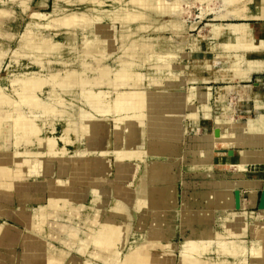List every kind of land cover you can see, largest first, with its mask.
I'll list each match as a JSON object with an SVG mask.
<instances>
[{
    "label": "bare ground",
    "instance_id": "bare-ground-1",
    "mask_svg": "<svg viewBox=\"0 0 264 264\" xmlns=\"http://www.w3.org/2000/svg\"><path fill=\"white\" fill-rule=\"evenodd\" d=\"M1 1L2 0H0V2ZM205 1L207 2V0ZM210 1L211 0H209V2ZM243 1L244 0H233V2L239 3ZM128 4H130L129 6L132 8L131 11L125 9L116 13L99 12L97 15L83 12L82 14H64L59 17L58 14H55V18L48 19V16L34 13L32 14L33 16L31 15L30 17L40 23H29V28L25 31L24 38L22 39L23 47L20 48L21 50L16 52L13 51L14 60L17 62H21L20 59H27L36 65L43 64L47 60L49 61L48 63H50V68L45 70V72L48 71L49 74L48 76H44L43 84L44 91L45 89H48L47 91L50 92L48 95L50 103H45L44 105L41 102L42 100L38 98L37 101L32 103L34 106L26 105L25 109L26 112L29 113L28 115L39 119V116L33 113L34 110L39 114L47 113L51 114V116L54 113H59L61 115L60 112H63L65 115L61 116L62 118H57V120H45V123L50 125V133L52 134V137L50 136L47 140L41 133L43 131L42 126H38L34 130L31 123H28V121L18 120V117L15 119L12 116L19 111L18 101L28 99L27 95L30 93L29 91H36L38 86L26 85L23 88V91L27 93L26 95L25 93L20 94V97L17 99L18 101L16 99L14 100L13 97L6 92V88L0 87V191L3 189L9 191L12 190L15 186V181L18 183L20 179L24 177V174H26L24 170H26L27 161L25 159L27 156L36 157L37 155H40L42 157H48L55 153L57 156L62 157V161L60 160L59 162L61 163L60 173L62 174L63 171H65L61 169L62 167L67 165V167H69V170L67 171H69L70 174H67V178L51 182V184H53V186H51V203H49L47 208L38 211L34 215V231L40 235H42L43 227L49 219H58L49 216L48 211L53 209H65L66 207H64V205H70V202L74 198L83 199L84 195H82V192H84L85 189L86 192H96V194H99V192H101L100 183H104L102 179L99 180L93 177L92 172L94 167L92 161H87L79 168H71L69 166L71 163L75 164L77 161L88 155L94 156L90 148H83L79 149L78 152L69 153L66 147H59V141L68 145L74 144L80 138L84 142L85 139L97 136L99 125H97L96 122L98 123L101 119L104 121L111 120L114 125L115 135H118L120 138L122 137L119 141L117 140L115 142L113 154L116 160L118 162H124L126 159H135L141 161L142 164L144 163L145 167V179L142 180L141 184L138 186L139 188L134 191V193L138 194L135 197L137 203L134 207H136V209H132L137 213H145V211L149 210L159 211L166 209L171 203L173 204L175 202L177 182L175 179L173 164L171 162L178 161L177 157L179 156L177 155L180 154L179 148L181 147L173 146L177 145V142H180V137L186 131L185 127L184 132L182 130L181 120L183 115H185L184 107L186 103L192 99L191 94H188L187 92H199L197 96L198 105H200L198 107L199 114H202L204 117H208L209 114H211L212 106L207 103V95L204 91V87H189L184 91L186 94L183 93L181 88L179 90L167 89L163 88L164 85H161L162 87L159 86L157 88L152 87L151 89H148L145 85V76L140 72V70L145 67V64H148V62L150 63V61L156 63L154 65L159 68L161 74L165 73L166 69H168L170 73L173 72L171 65H173L174 60V47L169 48L168 51L157 52L156 48L151 44L145 43L146 41H132V38L139 33L164 31L167 29L164 25H161L158 29L148 28L145 23V17L141 14L143 11L145 12V9H150L155 12L160 9L174 11L175 5L168 4L169 7L165 8L164 3L161 2V0H146V2L145 0H130ZM26 5H24V9L26 8ZM141 8H144V10ZM245 9H239V14L242 15L245 20L259 19V17L262 16L253 18L247 15V10ZM5 14L10 13L8 11L6 13L5 10L0 9V19L1 16ZM171 14L174 15V13ZM216 18L222 21H225L226 19L225 16L221 15H217ZM95 20L98 22L105 20L117 22L121 23L123 27L127 24L138 22V28L133 29L135 32H131L129 35H125V33L121 34L120 47L118 48H115L117 39L114 38L113 35L108 36L106 34L101 37L94 32L95 35L92 39L84 36L81 50L79 51L81 63H64L62 64L61 69H58L59 72L55 73V71H51L52 65L55 67V63L59 64L61 62H58L59 60L53 62L47 58L49 57L53 59L56 54L62 53L63 46H53L48 39L43 38L41 35L37 36L35 34L34 37L32 28L38 27L46 30L52 28L74 29L76 27H81V30L93 29L94 31V26L92 24ZM171 24L173 27L169 29H172L171 32L173 33L183 31L185 28V26L174 23ZM113 26H107L105 29L108 30L109 27L114 28ZM211 29V41L214 40L216 36L219 37L218 35L226 29H229L238 38L235 45H229L226 48L227 51L219 54L217 57L223 58L232 64L233 69L230 70L236 77L240 76L241 78H244L245 76H248V73H253V71L257 69L259 63L246 59V54L254 52L260 47H264L263 33H259L254 29H249L248 24L238 23L212 25ZM0 36L2 35L0 34ZM212 44L215 48V43ZM4 48L5 47L0 46V53ZM115 51L118 52L116 53L118 55L116 59L115 56L117 55L114 57L110 55L111 52ZM111 58L113 59L112 65L108 63ZM245 66L249 67V69H245ZM5 67L7 68L8 65L3 64L2 71ZM171 76L172 74L167 76L169 79L168 81H172V79H170ZM155 80L158 81L156 83H159V81L164 79L161 77ZM98 113L101 116L98 117ZM22 122H26L23 124L28 127L18 125ZM43 124L44 123L41 125ZM57 124H59L62 129L61 133H63L60 138H56L53 135L58 127H56ZM138 124L146 130L150 145L147 147L146 151L147 156H149L148 160L150 159L147 170V157L144 159L145 157H143L142 154L136 150L134 151L133 147H130L132 145L131 140L135 136V130L133 127ZM215 124L218 129L215 127L216 131L214 137H216V140L218 139L223 142L227 148H229L228 146L232 143V137L223 136L222 133L220 135L224 122L217 118ZM245 126L243 136L249 140L248 144L254 147L256 141H260L259 138L264 134L257 135L259 134V131H254L246 124ZM262 126H264V122ZM128 127L132 128L125 133ZM261 128L264 129V127ZM24 130L25 134L23 132ZM32 130L34 132H32ZM8 142H10L12 151L17 149H22V151L37 150L39 153H6L4 148L8 145ZM120 145L123 146V149L117 148ZM250 148L251 147H248L246 150H249ZM43 149L44 151L42 152L41 150ZM58 151H60V153H58ZM259 151V154L255 155L257 161L264 159L262 151ZM157 152L160 153L157 155ZM174 158H177V160H173ZM180 158L182 159V157ZM6 159L8 160V164L12 166L11 170H6ZM104 169H106V166ZM81 180L86 181V183L82 184ZM169 180H172L173 183H164ZM243 185L244 188H254V186L256 187L259 183L248 181L244 182ZM203 186L206 187V184L203 183ZM203 186L202 188H199L201 190L196 193L199 202L190 204L184 203L183 205L180 206L179 204L178 206V214H182L181 218L184 222L189 224L196 223L201 227L206 223V220L208 219L207 215H210V213L206 212L210 208L213 206L226 208L232 203L235 204V200L231 193L225 192V185L223 182L215 183L212 188L207 187V189H205ZM71 204H73V201ZM120 206H123L124 208L119 209L117 207L114 211H103L101 214L102 218L97 235L89 237L90 242L88 244L86 243V249L84 247L82 250V252L87 255V251L91 248L90 245L92 244L95 246V249L88 255L89 258L88 262H85L86 264H161L163 262H165L164 264H177V262L178 264H236L238 257H240L239 254L234 251L237 247L235 243L228 246L220 243L217 247L215 241L219 240L223 242L228 240L230 242L232 239L241 238L246 235L247 225L242 227V233L240 230L239 232H233L231 228L226 227L224 233H217V235H215V239L211 238L212 236L209 237L205 232V239H197L196 235L194 237H185V243L180 247L171 244V240L168 241V239L165 241H156L155 239H158L163 232L159 229L154 231L153 234H150L151 238H154V240H139L140 243L134 245L126 253V249H128L129 245H132L131 237H134L135 239L136 233L131 232L132 224L130 223V220L125 217V211L127 210L125 208L126 206ZM193 207L198 208L197 213H199V217L197 218V222H195V219L190 216V213H196L195 211H191L194 210L192 209ZM78 210L80 212L83 208H79ZM51 212L57 213L56 211ZM110 215H112V218H110ZM30 220L33 221V217ZM69 225L70 224L68 223L65 227L69 228ZM205 230L207 231V229ZM174 234V232H171V235ZM260 236L262 240L254 246L252 252L254 256L252 264H264V230H262ZM74 239L75 237L70 239L71 243L75 241ZM220 247L223 249H220ZM177 249H179V251H177ZM25 250L27 252L23 261L25 264H45L44 261H34L37 259V254H33L34 252L30 246L27 248L26 245ZM123 251L124 253L122 254ZM157 251H165L166 255L163 254L160 256L157 254ZM176 252L178 257L176 256ZM214 252L218 254L217 260H213L210 257ZM174 257H176V260H173ZM57 259L60 258H56L55 261L52 260L46 264H67L66 262L68 260ZM68 264H76V261L69 262Z\"/></svg>",
    "mask_w": 264,
    "mask_h": 264
},
{
    "label": "crops",
    "instance_id": "crops-1",
    "mask_svg": "<svg viewBox=\"0 0 264 264\" xmlns=\"http://www.w3.org/2000/svg\"><path fill=\"white\" fill-rule=\"evenodd\" d=\"M224 1L227 3L224 5V7L226 8V11L225 13L220 14V15L226 17L225 21L232 20L230 18L244 19L243 16L239 14V9L242 6L239 8H234V6L238 4L239 2H233V0H224ZM260 4L262 7H264V0H260ZM263 12H264V8L261 10V12L258 15H250L249 12H247V15L255 18L261 15L263 16L264 15ZM262 16L259 17V19H256L259 21V25L264 24V16L263 17ZM136 27L137 25L135 26V28ZM254 30L256 31V29ZM149 32L139 33L137 34L136 37H138V35L147 34ZM257 32H259V29H257ZM261 33L264 34V32L262 31ZM218 36L219 37L216 36V38L213 40V43H215V48L213 47L212 43H210V45L208 46L207 45L208 43H206L207 41L205 42L203 41L204 46L201 43L202 45L201 47L193 48V50L190 51L191 55H193V59L192 58L191 60L189 59L187 63H184V61L182 60L183 58L181 56V49H180V46L177 45L179 49H176L175 52L179 53L177 54L179 55L178 56L179 59H177L173 63V72H172V76L170 77L172 81H168L169 79L167 75L161 74L159 68L156 65H154L156 63L148 62V64H145V67L142 68L140 72L144 74L145 76L146 88L151 89L152 87L157 88L161 85H164L163 88L179 90L180 88L182 89L183 87H190L191 84L198 86V85H202L203 83H208L211 81L213 82L225 81V82H235V83H239L240 81H242V78L240 76L239 77L235 76V74L231 71L233 68H231L230 66L222 65L218 67L219 65H217L218 63H216L217 61L215 60L212 61L210 59L208 60L206 58V56L210 54L214 55V57H218L219 54L225 53L227 51L226 48L229 45H235L238 41V38L230 30L229 32H222ZM205 40H210V37L205 38ZM168 49L156 48V51L157 52L168 51ZM251 53L252 52L246 54V59H248V56ZM202 56H205V57H202ZM179 61L180 63H176ZM254 62L259 63L257 69L254 70V71H257L260 68L259 66L261 62L259 61H254ZM13 64L15 66L11 68L15 69L17 66L21 64V62H17L13 60ZM34 74H35V77L24 78V80L22 81L21 80L19 81L17 79L16 80L12 79L10 80L8 87L11 89V93H9L10 96H12L14 100L15 99L17 100L20 97V94L25 93L26 95L27 92L23 91V88L26 85H31L35 87L38 86L36 91L34 90L29 91L30 93L27 95L28 99L21 100V101L17 100L19 104V108H18L19 111L15 113L14 115H12L15 119L16 117H18L17 118L18 120L28 121V123H31V126L35 130V128H37L38 126H41V124L43 123L40 121L41 117H43L44 120H48V119L57 120V118H62L61 116H65V115L63 112H60L61 115L59 113H54L51 116V114H47V113L39 114L35 112V110L33 113L39 116V119L34 118V116L31 117L28 115L29 113H27L25 109L26 105L34 106L32 105V103L34 101H37L38 98L42 100L41 102L44 105L45 103L46 104L50 103L49 98H46V99L43 98V92H45L44 87H43L45 71H39ZM161 77L164 80L159 81V83H156L158 81L155 79H158ZM0 87L3 88L1 84H0ZM4 88L7 89V87H4ZM209 88L204 87V91L207 95L206 99H207L208 104H210V101L213 98L212 93H211L212 89L210 90ZM183 93L186 94V92H183ZM187 93L191 94L192 99H190L184 107V113L187 114L188 112L187 120L181 121L182 130L184 132V127H185L186 131L180 137V142H177L178 144L173 146V147H182V149L179 150L180 154L177 155L179 156L177 157L178 162L174 161L172 163L173 170L175 171V179L177 182L176 184L177 189H176L175 202H174L176 204L171 203L170 206H168L164 210H159V211L149 210V211H145V213H137L135 210L131 208L133 206L128 205L127 202L131 203L133 201V196H134L133 191L139 188L138 186L141 184L142 180L145 179L144 163L142 164L141 161H137L135 159H126L124 160V162H120V161L118 162L116 160L113 154V151L115 149V142L117 140L119 141L122 137L120 138L118 135H115L114 125L112 124L111 120L104 121L101 119L98 121V123L96 122V124L99 125L97 136L91 137L89 139H85L84 142H79L80 143L79 147H77V152L79 149L90 148L94 156L88 155L83 158L84 160L80 159L75 164L71 163V165H69L71 168H79L81 165H83L87 161L88 162L92 161L93 167H94L93 172H92L93 177L99 180L102 179V181H104V183L102 182H101L102 184L100 183V190L103 193L102 194H100V192L99 194H96V192L88 193L87 194L88 197L83 199L84 203L82 205H86L87 208L91 209V211L93 212L97 210V207L102 208V210L104 211H107L109 208H112L115 205H125L126 206L125 208L127 209L125 211V217H127L128 220H130V223L132 224L131 232L135 233L137 232L136 230H138L139 227H143L141 228L142 231L147 230L148 236H149V238H145V240H154V238H151L150 234H153L154 231H157L159 229L163 231L160 237L165 232H169V235L172 236V238L182 237L184 240L187 233H188L187 236L194 237L196 235L197 239H201V238L205 239L206 234L209 237L212 236L211 238H213L215 237V235H217V233H224V230L226 229V227L231 228L233 232H239V230L241 232V229L244 225H247L246 231H248L247 232L249 234L248 239H250L249 236L251 232V226L254 224L257 226L259 223L262 224V222L260 221L264 217V211H259L258 213H254L255 212L254 210L258 208L260 204L261 194H262V191L264 190V181L261 179H255V180L247 179L245 178L246 177L245 173L243 172L241 173L240 171H237V170L244 169L248 165L255 164V163H261L264 161V159H262L261 161H257L255 157L256 154H259L260 152L259 150H261L264 155V138H261V137H264V135L260 137L262 141L259 138L260 141H256V143L254 144V147H252L248 144L249 140L243 136L242 131L234 130V129H237V127L231 128L230 131L228 129H225V130L222 129V131L219 130L220 135L222 133L223 136L225 135L226 137H232V143L230 144V146H228L229 148H227V146L223 142H221L218 139L216 140V137H214L215 131L216 129H218L216 127L215 122L210 127H208L207 122H206L207 117H204L202 115H200L202 117L197 116V114H199V108L197 106L198 105L197 96L199 92L191 91ZM258 98L259 96H257V105H256L257 108L264 109V106H261V104H258V103H262V101L260 102ZM219 103H223V100H219ZM225 109L226 108H224L223 110ZM258 109L257 111H259ZM57 114L59 115L56 116ZM99 116L101 115L98 113V117ZM263 122H264V115L261 112L257 116L256 120H249L246 123V125L251 127L254 131H259V134L257 135H262L264 134V129L261 128V127H264L262 126ZM23 123H26V122H22L18 125L24 127L25 125ZM232 126L233 125L231 124V127ZM25 127H28V126H25ZM131 128L132 127H128L125 133H127ZM133 128L135 130V136L131 140L132 145L130 147H133L134 148L133 150H136L137 152L142 154V156L145 157L144 159H146L147 157V160H148L149 156H147L146 151H147V147H149L150 145L148 142L146 130L144 129V127H142L139 124L135 125ZM23 132L25 134V130ZM32 132L34 131L32 130ZM24 134L23 136L25 137ZM122 147L123 146L120 145L117 148L123 149ZM208 147H211V148H208ZM248 147H251V148L249 150H246ZM15 151H20L23 154L27 153V151L24 152L20 149L19 150L17 149ZM41 151L43 152L44 149ZM34 152H36V150L32 151L33 154ZM102 152H107V155L102 156L100 154ZM180 157H182L181 161H180ZM34 158L36 157L27 156V159H34ZM51 158L49 157V159ZM54 158L56 160L55 166L52 168L50 166V168L46 170V172H51L50 175L48 176L46 175L44 177L45 179H48L47 184L43 185L42 188L38 186H34V185H29V187L25 186L21 188V190L17 193L18 196L25 195L26 191H28V194L32 193L33 197L41 195V198L34 199V201H37V202L34 203L33 206L31 205L28 207L25 205V203H24V206H21V207L14 206L16 205L15 199L11 201L9 205L8 201L3 199V195H2L3 192H0V209H2V215L0 214V218L3 219L2 221H0V250L12 251L15 249H19L23 247V245H25V242H26L25 237H26V234H28V232L26 231L32 232L34 231V228H35L34 227L35 226L34 225V215L38 211L47 208L49 203H51L50 202L52 200L51 186H53L51 182L59 181L60 178L65 179L67 178V174H70V172L67 171L68 165L61 168L62 170L66 171V172L63 171L65 175L63 173L61 174L60 173L61 163L59 162L60 160L62 161V157L56 156ZM177 158H174L173 160H177ZM44 159H41V160L43 161ZM39 162H40V159L39 161L37 160L28 161L26 162L27 165L25 169H27V167L29 166H32L33 168H37V170L35 169V171H33L34 173H40L41 175H43L46 168L43 167L45 165H41L42 167H40L39 164L37 165L38 166L37 167L36 163H39ZM105 166H106V169H104ZM56 167L57 169H55ZM233 169H237V170L235 171ZM24 171L26 172V174H24V177H22V180L25 179L27 174L28 175L30 174V173H27V170H24ZM248 181L249 182L252 181V183L254 182L259 183V185H256V187L254 186V188H249V187L244 188L243 183L248 182ZM217 182L224 183L225 192L231 193L234 200H235V195H234L235 191L238 190L241 192V211L238 212L235 208V204L233 203L227 206L226 208L213 206L208 211H206L207 213H210V215H207L208 221L205 223L206 226L204 225L201 227V226H198L196 223L189 224L187 222H184L181 218L182 214H178L179 204L181 206L184 203L190 204V203L199 202V198L196 193L201 190L199 188H202L203 183L206 184V187L203 186V188L207 189V187L212 188ZM81 183L85 184L86 181L81 180ZM103 190L105 191V194ZM89 195L91 196L93 195L96 197L101 195L102 201L101 202L96 201L94 197L91 198L89 197ZM115 197L117 198V201ZM103 198L107 199V204L103 203ZM20 199H24V198H20ZM23 201L24 200H21L22 203ZM71 202H70V205L69 204H66V206L64 205V207H66L65 209H60V210L53 209V210L48 211V215L51 217H56V216L61 217V215H57L56 213H52L51 211H56L57 213H66L68 211H71L73 208V205L71 204ZM7 205L10 208L9 210L4 209V207H7ZM84 208L89 211V209H87L86 207ZM78 209L79 208L74 209V210H78ZM134 209H136V207H134ZM192 209L194 210H191V211H195L197 213V210H198L197 207L195 208L193 207ZM252 211L254 212L252 213ZM196 213H193V214L195 215ZM67 215L68 214L62 215V217L67 216ZM32 217H33V221L30 220L32 219ZM110 218H112V215H110ZM245 218L247 221H245ZM51 219H54V218H51ZM60 220L62 221V223H60V225L58 224L57 226L60 228V230L63 231L66 228L65 226L68 223L67 221H64L62 219ZM2 223H5V225H3ZM80 228H82L83 231L86 230L87 224L84 223V221H82ZM205 229H207V231ZM219 231H222V232H219ZM171 232H174L175 234L171 235ZM94 234H95L94 236L97 235L96 233ZM37 235L42 236L38 233ZM72 236H76V235L73 234ZM42 237L45 238L44 236ZM160 237L155 240L165 241L163 237L161 238ZM75 240H80V238L76 236ZM170 240L171 239L168 238V241ZM89 242L90 240H88L87 244ZM184 243L177 245L171 240V244H175L176 247H180ZM87 244H84L85 249H86L85 245ZM84 247L82 248V250L84 249ZM90 247L92 248L95 246L91 244ZM77 248H79L78 245H76L75 249L73 250H71L72 248L71 249L66 248L67 251L61 252L59 256H57V254L56 255L52 254L51 256H47L45 257L44 262L46 264L47 262L49 263V261H52V260L55 261L56 258H60L57 260H63L66 258L68 261L70 260L77 261V263L79 264L82 257H80L79 255H74L72 252L78 253V254H84V253L77 251L76 250ZM177 251H179V249H177ZM176 256L178 257L177 252H176ZM24 257H26V255H24ZM68 261L66 263H68ZM20 264H24V262L23 263L21 262Z\"/></svg>",
    "mask_w": 264,
    "mask_h": 264
},
{
    "label": "rangeland",
    "instance_id": "rangeland-1",
    "mask_svg": "<svg viewBox=\"0 0 264 264\" xmlns=\"http://www.w3.org/2000/svg\"><path fill=\"white\" fill-rule=\"evenodd\" d=\"M129 1L130 0H16V1L2 0L0 2V9L5 10L6 13L8 11L10 14L2 15L0 19V34L2 35L0 36V46H3L6 48V49L5 48L2 49V52L0 53V56H1L0 57V80H1L0 84L1 86L7 87L6 92L11 93V89L8 87L10 80L17 79L19 81L20 80L22 81L24 80V78L35 77L34 73L36 72L45 71L50 68V65H49L50 63H48L49 62L48 60L45 61L43 64L41 63V64L35 65V63H32L31 61L27 59H20L21 64L17 66L15 69L11 68L15 66L13 64V60H14L13 51L16 52L18 50H21L20 48L23 47L22 39L24 38L25 31L27 30V28H29L28 27L29 23L39 22L30 17L32 14L38 13V14L48 16V19H52V18H55V14H58V16L60 17V16H63L64 14H70V13L71 14L72 13L82 14L83 12H86L88 14L97 15L99 12L116 13L118 11L125 10V9L131 11L132 8L129 6L130 4H128ZM161 2L164 3L165 8L169 7L168 4H174L175 10L170 11V10L160 9V10H157V12H155L150 9H145V12L143 11V13L141 14H143V16L145 17V23L147 24L146 26L148 28L158 29L161 25H164V27H167V29L164 31H156V32L151 31L147 34L138 35V37H136L137 35H135L133 36L132 41H137V42L146 41L145 43L151 44L152 46H154V48H159V49H168V48L174 47L173 63L174 61L179 59L178 57L179 55H177L179 53L175 52L176 49H179L177 45L180 46L181 56L183 58L182 60L184 61V63H187L189 59L190 60L191 58L193 59V55H191V52H190L193 50V48L201 47L205 41H207L206 43H208L207 44L208 46L210 45V43H213V40L212 41L205 40V38L210 37L212 35L211 34L212 25H221V24L227 25V24H232V23L248 24L249 29L251 30L256 29V31L257 29H259V33H261V31L264 32V24L259 25V21L256 19L244 20V19L230 18L232 20H227V21H222V20L217 19L216 18L217 15L223 14L226 11V8L224 7V5L227 3L224 0H211L210 2L209 0H207V2L205 0H203V2L202 0L201 2L200 0H165V1L161 0ZM24 5H26L25 6L26 10L23 8ZM239 7H241V9L246 8L245 9L247 10L246 12H249L250 15H258L261 12V10L264 8L261 6L260 0H244L242 3H238L234 6V8H239ZM141 9L144 10V8H141ZM171 13H174V15ZM137 23L138 22L127 24L126 26H124L125 27L124 28L121 23L107 21V20L98 22L97 20H95V22L92 24L94 26V31L93 29L81 30L82 29L81 27H76L74 29H63V28L53 29L52 28V29H46V30L40 29L38 27H33L32 32H34V37H35V34L37 36L41 35L43 36V38L48 39L50 43L53 44V46L55 45L63 46L62 53L56 54L53 57V59L49 57L47 58L53 62H57L58 60H59L58 62H61L59 64L55 63L54 64L55 67H53V65L51 67V71L53 72L55 71V73H57L59 72L58 69H61V66L64 63L66 64H70L72 62L78 63V64L81 63V57H80L79 51L81 50L84 36L88 37L89 39H92L93 36L95 35L94 32L96 33V35L101 36V37L105 36L106 34L108 36L113 35L114 38L117 39L115 43V48H118L120 47L121 34L125 33V35H129L131 34V32H135L132 29H134L136 25L137 27L135 29L138 28ZM171 23L185 26V28L183 31L173 33L171 32L172 29H169L173 27ZM107 26H113L114 28L111 27V28H108V30H106L105 28ZM223 32H229V29L224 30ZM111 53L110 55L114 57L115 55H117L116 53L118 52L115 51ZM207 56L206 58L208 60L210 59V60L217 61L216 63H218L217 64L219 65L218 67L222 65L224 66L227 65V66H231L232 68V64L230 62H227L223 58L214 57V55L212 54L207 55ZM116 57H118V55L115 56V59ZM202 57H205V56H202ZM248 60L261 62L259 66L260 68L257 71H254L253 73H250V74L248 73V76H245L244 78H242V81H240L239 83L225 82V81H222V82L211 81L208 83H203L202 85H198V86L194 84L190 85V87H208V88L210 87L209 89L210 90L212 89L211 93H212L213 98L210 101V104L212 105V111H211V114H209V116L206 119L208 127H210L215 121H217V118H219L220 120L224 122V126L222 127V129L224 130L228 129L230 131L231 129L230 127L232 124L233 125L232 128L237 127V129H234V130L243 132L244 128L246 127L245 124L249 120H256L257 116L261 112L264 115V109L263 108L258 109L256 106L257 96H259L258 100L260 102L262 101V103H258V104H261V106H264V47L262 48L260 47L254 52H252L248 56ZM112 62H113V59L111 58L108 61V63L112 65ZM176 63H180V61ZM3 64H7L8 67L7 68L5 67L4 70L2 71ZM171 67L173 69V65H171ZM245 69H249V67L245 66ZM48 74H49L48 71L45 72L46 76H48ZM163 74L168 76L172 73H170V71L166 69L165 73ZM188 88L189 87H183L181 90L184 92ZM47 90L48 89H45V93L43 92L44 99L49 98L48 95L50 92ZM219 100H223V103H219ZM197 106L199 107L200 105H197ZM224 108L226 109L223 110ZM257 109L259 111H257ZM187 114H185V116L182 117L181 121L187 120ZM197 115L200 116L202 114H197ZM40 121L44 123L43 125H41L43 129L42 135L48 140L50 136L52 137V134L50 133V129H51L50 125H47L45 123V120L43 119V117H41ZM56 127L57 129L55 130V133L53 135L56 138H60L63 135V133H61L62 129L59 126V124H57ZM79 142H83V140L79 138L77 142H75L74 144H68V145H65L64 142L59 141V147L61 148L66 147L70 153H74V152H77V147H79V144H80ZM181 149L182 147L180 148V150ZM4 151H6V153L9 152V154L13 152L15 153L20 152V151H12L10 142H8V145H6V147L4 148ZM29 151L30 150H28L27 153H32V151L30 152ZM27 153H24V154H27ZM38 153L39 152L37 150L36 152H34V154H38ZM58 153H60V151H58ZM159 153L160 152H157L156 154L158 155ZM100 154H102L103 156H106L107 152H102ZM39 156L40 155H37L36 158L34 159L26 158L25 160L28 162V161H34V160L39 161L40 159V162L36 163V166L38 164L40 167H42L41 165H45L43 166L44 168H46L45 172L43 173L44 176L41 175L40 173H34L33 171H35V169L37 170V168H33L32 166H29L27 167L26 170H27V173H30V174L29 175L27 174L25 179L23 180L21 179V181H19L18 183L15 181L14 189L10 191L3 189L2 191H0V192H3L2 194L3 199L8 201L9 205H10V202L15 199L16 205L14 206L21 207V206H24V203H25V205L29 207L31 205L33 206V204L37 202V201H34V199L41 198V195L33 197V194L32 193L28 194V191H26V194L24 193L25 195L18 196L17 194L21 190V188L25 186L29 187V185H34V186H38L42 188L43 185L47 184L48 179H45L44 177L46 175L47 176L50 175L51 172H46V170L49 169L50 166L51 168L55 166L56 160L54 157H56L57 155L53 153V155H49L48 157H42V156L39 157ZM49 157L50 158L53 157V158L49 159ZM41 159H44V160L42 161ZM149 160L147 161L146 170L150 162ZM181 160L182 159L180 158V161ZM5 161H6V166H5L6 170H11L12 166L8 164L7 159ZM175 162H178V161H175ZM55 169H57V167ZM67 169L69 170V167ZM233 170L236 171L237 169H233ZM237 171H240L241 173L242 172L245 173L246 174L245 178L247 179H251V180L261 179L264 181V161L261 163H255V164L248 165L244 169H239ZM164 183L172 184L173 181L169 180V181H165ZM263 192L264 190L262 191V193ZM88 193H92V192H86V189L84 190V192H82V195H84L83 199L88 197L87 196ZM100 193L102 194L103 192L101 191ZM104 194H105V191H104ZM135 195L137 196L138 194L134 193L133 201L131 203L127 202L128 205L133 206L131 207L133 209H134V206H136L135 204L137 203L135 199L136 197ZM19 197L24 198V199H20ZM89 197L91 198L94 197V199H96V201H99V202L102 201L101 195H99L98 197L89 195ZM261 198H262V194H261ZM83 199H79V198L73 199L74 205L72 204L73 205L72 210L77 209V208H81V209L83 208V210H81L80 212L79 210H74V211L71 210L66 213H56L57 215H61V217L59 216L55 217V218H58L59 220L57 219L48 220V223L44 225L43 232H42V235L46 239L37 235L35 231H32V232L26 231L28 232V234H26V237H25L26 242H25V245H23V247L12 250V251L0 250V264H20L21 262L23 263L24 258H25L24 255H26V252H25L26 245H27V248L30 246V248L34 252L33 254H37L36 255L37 259L34 260L35 262L38 260L44 261L45 257L51 256L52 254L54 255L57 254V256H59L61 252H66L67 249H71V248H72L71 250L75 249L76 245L79 246V248H77L76 250L79 252H82V248L84 247V244L88 242L89 237H93L95 235L94 233L97 234L96 231H98L99 229V225L101 222L100 220L102 218L101 214L104 211L102 210V208H98V207H97V210H95L94 212L91 211V209L87 208L86 205H82L84 203ZM21 200H24L23 203L21 202ZM103 203L107 204V199L103 198ZM260 203H261V199H260ZM115 206L116 207L113 206L112 208H109L105 212L114 211L117 207L119 209L124 208L123 206H120V205H115ZM84 207L89 209V211L86 210ZM4 209L9 210L10 208L7 205V207H4ZM237 211L240 212L241 208L240 210H237ZM254 211H252V213L253 212L258 213L259 211H264V209H261L260 204H259V207L256 208ZM0 212H1L0 214L2 215V209H0ZM66 214L68 215L62 217V215H66ZM192 215L194 214L190 213L191 218H194L195 222H197L199 213L195 214L194 216ZM60 219L67 221V223L70 224L69 225L70 227L65 228L63 231L60 230V228L57 226L58 224L62 223ZM2 220L3 219L0 218V221ZM82 221H84V223L87 224V228L84 231L82 228H80ZM207 221L208 219L206 220V222ZM245 221H247L246 218H245ZM260 222H262V224L259 223L257 226L255 224L251 226V232L249 236L250 239H248L249 234L247 233L248 231H246V235L241 238L232 239L230 240V242L228 240L223 241V242L217 240L215 241V245L218 247L220 243H223L227 246L235 243L237 247L235 248L234 251L240 256L238 257L237 263L238 264H252L253 259H254V256L252 253L254 250V246L259 241L262 240L260 234L262 230H264V224H263L264 217L263 219H261ZM2 224L5 225V223H2ZM204 225L206 224L204 223ZM141 228L143 227H139L138 230H136L137 231L135 232L136 237L135 239L134 237H132V241H131L132 245H129L128 249H126L125 251L126 253L134 245L139 244L140 243L139 240H144L145 238H149L148 231L147 230L142 231ZM219 232H222V231H219ZM73 234L78 236L80 240L74 239L75 241L71 243L70 239L72 237H76V236H72ZM187 235L188 233L186 234V237H189ZM161 237H163L165 240L169 238L177 245H180L184 243L185 241V239L183 240L182 237L172 238V236L169 235V232L164 233ZM213 238L215 239V237ZM94 249H95L94 247L90 248L87 251V255L85 253L84 254H78L74 252L72 253L74 255H79L80 257H82L79 264H86L85 262L86 261L88 262V258H89L88 255ZM220 249H223V248L220 247ZM123 253L124 251L122 252V254ZM157 254L162 256L163 254L166 255V252L157 251ZM210 257L213 260H217L218 254L214 252ZM64 260L67 261L66 258ZM173 260H176V257H174ZM69 262L70 261H68V263ZM162 262H163V259H162ZM164 263L165 262L161 264H164ZM31 264H35V263H31ZM37 264H40V263H37ZM76 264H78L77 261H76ZM95 264H98V263H95Z\"/></svg>",
    "mask_w": 264,
    "mask_h": 264
},
{
    "label": "water",
    "instance_id": "water-1",
    "mask_svg": "<svg viewBox=\"0 0 264 264\" xmlns=\"http://www.w3.org/2000/svg\"><path fill=\"white\" fill-rule=\"evenodd\" d=\"M234 195H235V208H236V210H240V208H241V192L237 190V191H235ZM260 208L264 209V192L262 193Z\"/></svg>",
    "mask_w": 264,
    "mask_h": 264
}]
</instances>
